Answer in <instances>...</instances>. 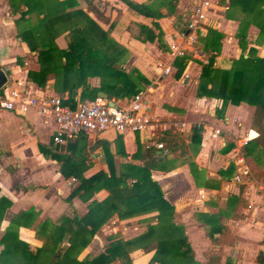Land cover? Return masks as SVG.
Wrapping results in <instances>:
<instances>
[{"label":"crops","instance_id":"1","mask_svg":"<svg viewBox=\"0 0 264 264\" xmlns=\"http://www.w3.org/2000/svg\"><path fill=\"white\" fill-rule=\"evenodd\" d=\"M129 1L150 5L134 9L128 5ZM195 1L176 0L170 9L161 0H70L66 11L80 10L105 33H84L87 39L94 36L99 42L86 44L81 50L98 51L105 56V65L92 70L88 67L92 59L86 60V68L79 81L84 82L88 89H95L96 96L98 93L106 95L104 89L107 90L108 86L105 85L103 90L100 87L102 83H114L111 72L121 70L135 80L136 71L147 81L138 82L137 93L141 94L144 109L151 118L160 122L176 120L190 123L184 129L159 136L174 134L182 144H179L180 150L177 151L179 156L169 163L168 169L151 170L150 179L157 183L163 199L173 207L172 223L182 229L192 252L193 264H264V188L258 185V181L264 178V148L253 146L247 157L243 153L244 147L257 137V132L251 126L253 107L245 103L227 104L218 117L215 111L220 107V100L197 97L195 93L199 62L205 61L206 51L203 49L204 41L198 40L197 36L204 37L208 29L221 34L214 65L227 68L229 60L240 55L235 32L238 25L236 19L241 14L235 9L228 18L225 16L228 0H208L204 19L195 29L188 30L186 24ZM11 2L23 7L20 0ZM88 4L100 16L94 15L87 8ZM16 17L17 14L9 10L8 0H0V69L7 77V83L15 86L16 82H20L30 95H62L61 98L66 100L69 93L75 105L88 99L87 96L80 98L83 85L73 91L64 88L60 94L54 86L52 74L47 76L43 86L28 80L27 71H37L39 68L37 52L29 51L25 43L16 37ZM154 23L157 29L152 26ZM79 24H86L83 17H79ZM140 25L153 28L154 34L160 30L159 40L156 37L152 41L138 40V37L145 35ZM257 34V28L250 24L246 30L247 44L243 56H246L249 47L255 49L256 56L264 55V37L259 38ZM68 41L67 32L54 39L61 50L67 49ZM172 41L185 53H190L179 74H176L175 57H171L169 51ZM163 67H169V72L162 73ZM130 97L111 99L125 105ZM197 124L199 143H190L191 129ZM212 128L220 129L217 138L209 136ZM54 129L47 115L37 114L33 110L19 114L0 108V237L12 216L19 212L33 210L35 216L32 225L44 220L54 222L62 215H82L89 200H102L107 196V191L101 189L88 201L78 196L66 201L77 182L76 178H64L59 173V163L44 156L38 149V143L45 146L50 143ZM150 133V130L141 133H116L113 130L82 133L74 140L73 147L77 151L82 148L86 151L87 166L82 176L88 177L97 171L107 173L103 142L112 154L111 160L117 173L120 165L125 163L141 166L140 159L131 158V155L135 153L137 145L140 148L145 146ZM118 136L119 144L115 143ZM244 137L248 141L238 147L239 140ZM119 145L126 156L119 154ZM158 152L161 153L155 149V154ZM235 176H239L238 181L234 179ZM127 181L133 182V179L127 178ZM156 214V211H150L125 219H118L113 214L77 258L87 256V252L96 244L98 251L87 257L91 258L103 250L113 237L103 239L102 230L109 236L119 229L127 235L121 239H130L144 232L147 225H154ZM17 233L18 239L32 249L42 244L30 228L19 226ZM81 253L82 257H79ZM152 255L153 250L143 252L138 249L129 256L131 264H147Z\"/></svg>","mask_w":264,"mask_h":264},{"label":"trees","instance_id":"2","mask_svg":"<svg viewBox=\"0 0 264 264\" xmlns=\"http://www.w3.org/2000/svg\"><path fill=\"white\" fill-rule=\"evenodd\" d=\"M20 1L23 4L21 8L8 0L10 12L17 14L14 20L15 35L25 43L29 51L37 52L39 64L37 71H27L28 80L37 86H43L47 76L52 74L54 86L60 94L63 93L64 88L73 91L83 85L80 98L85 96L88 99L94 98L95 89H88L84 82L79 81V77L85 71L86 60L92 59V64L88 67L97 70L101 65H105V56L95 50L81 49L86 44L99 42L98 38L93 36L87 39L86 35L105 33L80 10L66 11L70 0ZM175 1L161 0V3L171 9ZM128 5L140 9L150 4H135L129 1ZM87 8L94 15L100 16L92 5L88 4ZM235 9L241 14V17L236 19L238 25L235 32L240 55L236 59H230L227 68L217 67L214 61L219 52L221 34L208 29L204 37L197 36L198 40L204 41L203 49L206 51L205 61L199 62L200 72L195 93L197 97L220 100V107L215 111L218 117L222 115L227 104L245 103L253 107L251 126L257 132V137L244 147L243 153L247 157L251 154L253 146L264 148V55L256 56L255 49L249 47L246 56H243L247 44L246 30L250 24L257 28L259 38L264 37V0H228L225 16L229 18V13ZM79 17H83L86 24L80 25ZM152 26L158 28L155 23ZM140 30L145 33L143 37H138L141 42L152 41L155 37L159 40L161 35L160 30L154 34L153 28L143 25H140ZM63 32H67L69 36L66 50L58 49L54 42V39ZM84 33L88 34L84 35ZM188 33L189 31L185 33V37ZM189 56L190 53H184L175 57L176 74L182 71ZM134 72L135 80L121 70L113 71L111 74L108 72L115 81L108 85L101 84L102 90L105 85L108 86L107 90L104 89L106 98L136 94L139 90L138 82L147 81L136 71ZM62 102L72 108L75 106L69 93ZM80 136L81 134L67 139L62 144H56L52 139L46 146L38 143V149L44 156L59 163V173L64 178H76L77 182L65 198L66 201L69 202L74 196L88 201L101 189L107 191V196L102 200H89L82 215L76 213L71 216L62 215L54 222L44 220L32 225L35 216L33 210L15 214L0 237L2 246L0 264H131L129 255L138 249L143 252L153 250V255L147 264H193L192 252L182 229L172 223L173 207L163 199L157 183L150 179L151 170L166 171L169 163L179 156L177 151L180 150L181 139L174 134L159 137L158 141H161L167 149L166 153L160 154H155V149L152 147L140 148V145H137L131 158H139L142 165L125 163L120 165L118 173L111 160L112 154L107 144L103 142L102 151L107 173L97 171L88 177H83L82 172L87 166L86 151L84 148L79 151L73 148L74 140ZM199 138L200 130L196 127L192 128L190 143L198 144ZM119 142L118 136L115 143L119 144ZM119 146V154L126 156L122 146L120 148ZM180 155H182L181 151ZM127 178H132L133 182L127 181ZM150 211L157 212L156 223L147 225L146 230L141 234L125 240L113 237L95 256L77 258L113 214H116L118 219H125ZM19 226L32 229L35 238L41 240V246L32 249L29 244L18 239Z\"/></svg>","mask_w":264,"mask_h":264},{"label":"built area","instance_id":"3","mask_svg":"<svg viewBox=\"0 0 264 264\" xmlns=\"http://www.w3.org/2000/svg\"><path fill=\"white\" fill-rule=\"evenodd\" d=\"M208 6V0L194 2L190 19L186 24L188 30L195 29L204 19ZM190 39L193 38L190 37ZM169 51L171 57L182 56L185 53L184 49L173 41L169 43ZM169 70V67H163L162 73H168ZM184 76L186 77V75ZM5 78L4 83L0 86V108L19 114L33 110L37 114L49 116L55 127L52 140L56 144H62L65 140L72 139L82 133H100L106 130H113L116 133L126 131L141 133L150 130L151 133L145 147H152L166 153L167 149L157 138L170 131L184 129L190 124L186 121L176 120L160 122L151 118L144 109L140 93L130 97L125 105H119L113 99L95 96L92 99L77 102L72 108L64 104L63 99L59 96L30 95L20 82L11 86L7 83L6 76ZM195 127L198 128L199 125L197 124ZM219 134V128H212L209 136L217 138ZM247 141L248 139L245 137L240 139L238 147L245 145ZM236 152L240 154L239 149H236ZM238 160L241 161V158ZM234 179L238 181L239 176H235ZM258 185L260 188H264V178L258 181Z\"/></svg>","mask_w":264,"mask_h":264},{"label":"rangeland","instance_id":"4","mask_svg":"<svg viewBox=\"0 0 264 264\" xmlns=\"http://www.w3.org/2000/svg\"><path fill=\"white\" fill-rule=\"evenodd\" d=\"M107 230V229H106ZM122 231H120L119 229L118 230H116V232L115 233H113V234H109V236H106V234H107V232H104V230H102L101 231V233L103 234V236H102V238L103 239H105V240H107V238L109 237H123V236H125L126 234H122L121 233ZM127 236V235H126ZM98 249H99V247H98V244H96V247H95V245H94V248H92L91 250H89V252H87V256H92V255H94V253L95 252H97L98 251ZM79 257H82V253L79 255Z\"/></svg>","mask_w":264,"mask_h":264},{"label":"water","instance_id":"5","mask_svg":"<svg viewBox=\"0 0 264 264\" xmlns=\"http://www.w3.org/2000/svg\"><path fill=\"white\" fill-rule=\"evenodd\" d=\"M5 79H6V78H5V74H4V72L0 69V86H1V84L4 83ZM97 96H100V97H102V98H106V95H105L104 93H98ZM109 104H112V103H109ZM158 154H159V152H158Z\"/></svg>","mask_w":264,"mask_h":264}]
</instances>
